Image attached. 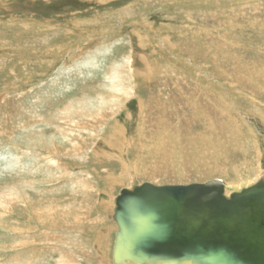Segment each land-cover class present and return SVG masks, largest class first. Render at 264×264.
I'll list each match as a JSON object with an SVG mask.
<instances>
[{"label": "rangeland", "instance_id": "1", "mask_svg": "<svg viewBox=\"0 0 264 264\" xmlns=\"http://www.w3.org/2000/svg\"><path fill=\"white\" fill-rule=\"evenodd\" d=\"M259 174L264 0H0V264H109L123 189Z\"/></svg>", "mask_w": 264, "mask_h": 264}, {"label": "water", "instance_id": "2", "mask_svg": "<svg viewBox=\"0 0 264 264\" xmlns=\"http://www.w3.org/2000/svg\"><path fill=\"white\" fill-rule=\"evenodd\" d=\"M224 189L214 180L122 190L114 264H264V179Z\"/></svg>", "mask_w": 264, "mask_h": 264}, {"label": "bare ground", "instance_id": "3", "mask_svg": "<svg viewBox=\"0 0 264 264\" xmlns=\"http://www.w3.org/2000/svg\"><path fill=\"white\" fill-rule=\"evenodd\" d=\"M251 24H252V22H251ZM95 63V62H94ZM115 79H116V77H115ZM239 81H240V79H239ZM242 81V80H241ZM120 84V83H119ZM112 86H113V89H115V88H117V86H114V84H112ZM121 87V86H120ZM119 87V88H120ZM128 92V91H127ZM112 112L114 111V108L111 110ZM81 113V114H80ZM88 113V112H87ZM91 113H93V112H91ZM85 112H79V114L77 115V114H75L74 116H72V115H70V118H68V120H66V122L68 123V124H70V125H72V127L74 128V129H77V130H72V131H70L69 132V134H68V131H65L64 129L63 130H60L59 131V133H61V136H58V140L59 139H61L63 142L62 143H60V144H58L57 143V141L55 140V144H56V146H55V144H53V143H51V142H40V143H38L39 145H41V148H43L44 146L46 147V149H45V147L43 148L44 150H46V151H49L50 152V150H51V148L52 149H54V150H52V152H51V154L52 155H55L53 158H52V160H54L53 161V163H54V165H57L58 166V160L57 159H55V157L56 156H61V157H64V158H66V159H68V158H73L76 154H78L79 152H81V151H83L85 148H84V146L82 145L83 144V142L85 141V140H83L84 138H83V136H82V134H83V132L82 131H84V130H86L85 128L87 127V123H84L83 121H82V118H85L86 116H85ZM101 114H105V113H99V114H97V115H93V114H89L88 116H89V118L91 119V121H93V123L94 124H98V122H99V120H101V119H99V118H102V117H104V116H102V117H100L101 116ZM72 116V117H71ZM40 122V121H39ZM65 122V121H64ZM48 125H51V124H49V122L45 125V127L46 126H48ZM62 125H60V126H56L55 128L57 129V128H60ZM119 135H121V134H119ZM76 140V141H75ZM66 141H68V143H72V142H76V144H79V147H76L73 151H70V150H68L67 152L65 151L64 153H60V148H62V149H64V147H66V145H65V142ZM62 145H63V147H62ZM83 147V148H82ZM72 152V153H71ZM83 153V152H82ZM81 153V154H82ZM83 155V154H82ZM57 158V157H56ZM259 160V159H258ZM260 161V160H259ZM262 179H264V176H261L260 174L258 175V176H256L255 177V179H253V180H248V181H239V182H224L225 183V189H224V193H225V195H227V197H229L231 194H233V193H235V192H240L242 189H245V188H248V187H250V186H252V185H254V184H256L259 180H262ZM151 185V184H150ZM165 185V184H164ZM176 185V184H175ZM179 185V184H178ZM141 186V185H140ZM152 186H154V185H152ZM158 186V185H157ZM183 186H184V184H183ZM187 186V185H186ZM133 186H131V187H128V188H125V189H128V190H133ZM124 190V189H123ZM121 194V193H120ZM114 199V202H113V206L115 207L116 206V209H117V199H118V196L117 197H115V198H113ZM114 207H113V210H114ZM116 209H115V214H116ZM79 213V212H78ZM81 216V215H80ZM81 218V217H80ZM73 221V220H72ZM105 221L106 220H104L102 217L98 220L97 219V222H100L101 224H105ZM78 222V221H77ZM117 225V224H116ZM119 229H118V225H117V232H116V235L118 234V231ZM69 233H71V235L73 236V234L75 233V232H72L73 230L71 229V230H67ZM99 233V232H98ZM76 234V233H75ZM77 234H78V231H77ZM115 244H116V237H115V239H114V241H113V243H111V246L110 247H112V250L110 249V259L108 258V255H106V259H107V262H109V264H114V259H113V255H114V249H115ZM66 245V244H65ZM56 246H58V245H56ZM54 252V251H53ZM81 263V262H80ZM155 264H162L161 262H156ZM166 264H171V263H166ZM181 264H194L193 262H188V261H186L185 263H181Z\"/></svg>", "mask_w": 264, "mask_h": 264}]
</instances>
